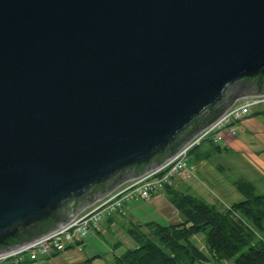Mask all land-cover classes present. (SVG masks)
Here are the masks:
<instances>
[{
  "label": "water",
  "instance_id": "1",
  "mask_svg": "<svg viewBox=\"0 0 264 264\" xmlns=\"http://www.w3.org/2000/svg\"><path fill=\"white\" fill-rule=\"evenodd\" d=\"M264 95V0H0V255Z\"/></svg>",
  "mask_w": 264,
  "mask_h": 264
},
{
  "label": "trees",
  "instance_id": "2",
  "mask_svg": "<svg viewBox=\"0 0 264 264\" xmlns=\"http://www.w3.org/2000/svg\"><path fill=\"white\" fill-rule=\"evenodd\" d=\"M237 185L246 198L230 206L167 185L168 199L183 218L169 224L132 223L127 232L136 246L115 256L112 264H216L212 259L264 264V193L247 180ZM197 234L204 235L206 250L192 241Z\"/></svg>",
  "mask_w": 264,
  "mask_h": 264
},
{
  "label": "built area",
  "instance_id": "3",
  "mask_svg": "<svg viewBox=\"0 0 264 264\" xmlns=\"http://www.w3.org/2000/svg\"><path fill=\"white\" fill-rule=\"evenodd\" d=\"M255 109L264 110V95L243 97L160 166L129 180L126 185L118 187L98 201L99 203L87 213L77 215L70 223L55 232L15 251L1 254L0 264H20L28 258L36 260L40 255L52 256L66 251L68 247L82 249L88 233L93 229L100 230L99 226L104 219L117 214L125 215L130 201L150 200L155 193L167 185H172L177 176L191 177L195 169V165L188 160L191 152L204 141L220 143L225 132L236 135L237 122Z\"/></svg>",
  "mask_w": 264,
  "mask_h": 264
},
{
  "label": "rangeland",
  "instance_id": "4",
  "mask_svg": "<svg viewBox=\"0 0 264 264\" xmlns=\"http://www.w3.org/2000/svg\"><path fill=\"white\" fill-rule=\"evenodd\" d=\"M241 99H239L237 102H240ZM236 126L238 127V133L236 135L237 137H239V139L243 140L246 145L253 151L259 152L262 150L260 145H263L264 147V114H253L247 116L239 120ZM227 134L230 133L225 132L223 134V139L221 140V142L227 137ZM204 142H202L201 144H203ZM262 155L264 156V151L262 152ZM215 157L216 159L220 160L225 166L230 167V170L227 168L228 170L226 171L228 174L229 171H231L230 173L233 177H236V175H238V177L249 178L258 187V192L264 193V170H259L257 168L258 165L253 162L250 157V159H248L246 157V154L242 150H227L224 151L223 154L219 153ZM188 160L195 165V171V161L192 160L191 156ZM178 177L184 179V177L182 176H177L176 178ZM176 178H174L173 184ZM192 181L193 179H187L185 183H190ZM126 183L127 182L120 185L119 187L126 185ZM202 191L203 192H198L200 196L206 198L209 202H213L215 200L206 187H204ZM100 200L98 201L100 202ZM98 201L90 206H87L78 215L80 216L87 213L95 204L99 203ZM169 202L170 201L168 199V193L164 189H162L160 192L155 193L150 200H132L129 202V206L126 209L127 213L125 215H115V224H110L107 221V218L101 222L99 226L100 231L98 229L91 230L88 233L87 237L84 239V245L82 249L76 247H68L66 251L60 252L56 256L40 255L36 260H30L29 262L24 264H74L70 263L67 254H71V256L73 255V257L79 256L80 259H83L80 262L78 261L76 264H92L91 261H93L94 259L96 260V264H112L115 256L122 254L128 248L136 246V242L127 232L128 227L132 223L136 222V220L134 219L135 217L142 221L141 224H144L150 220H155L162 224H169L178 222L183 218L181 213L177 211L175 207L173 208L171 207V205L170 207L167 206L166 203ZM192 241L195 242L203 250H206L203 234L195 235L192 238ZM87 259L91 260V263L88 262ZM212 261L216 264H231L230 261H215L214 259H212Z\"/></svg>",
  "mask_w": 264,
  "mask_h": 264
},
{
  "label": "crops",
  "instance_id": "5",
  "mask_svg": "<svg viewBox=\"0 0 264 264\" xmlns=\"http://www.w3.org/2000/svg\"><path fill=\"white\" fill-rule=\"evenodd\" d=\"M253 114L263 115L264 110L255 109L248 116L253 115ZM237 133H238V130H237ZM260 146L262 148L261 151L259 152L253 151L246 145V143L243 140L239 139L237 135L232 136L230 134H227V137L220 143L213 142L212 140L205 141L203 144H201L196 149H194L193 152L191 153V158L196 163V170L194 171V174L191 177L184 178V179L181 177H178L176 178L174 184L172 185L174 188L179 189L182 192L189 193L195 196H199L207 200L206 198L200 196V194L198 193V192H203L202 189L206 187L212 194L213 199H215L214 201L221 202L226 206H229L235 202L242 201L246 197H245V194L240 190V188H238L237 182L239 180H247L250 182L252 181L249 178L238 177V175H236V177H233L230 173L231 171H229V174H228L226 171L230 167L225 166L220 160L216 159L215 156L218 155L219 153L223 154L224 151H227V150L232 151V149H235V150L240 149L246 154V157L248 159L251 158L252 161L258 165L257 168L259 170L261 169L264 170V156L262 155V152L264 151V147L263 145H260ZM187 179H193V181L190 183H187V182L185 183ZM256 189L258 191L257 186H256ZM166 204L168 207H170L171 205V207L174 208L171 202L166 203ZM115 217H116L115 215L111 216L110 218H108L107 221L113 225L116 222ZM134 219L136 220V222L133 221L134 223L142 222L140 219H137L136 217ZM67 257L70 263H74V264L77 263L78 261L80 262L83 260V259H80L79 256L73 257V255L71 256V254H67ZM95 262L96 260L94 259L92 261V264H96Z\"/></svg>",
  "mask_w": 264,
  "mask_h": 264
}]
</instances>
